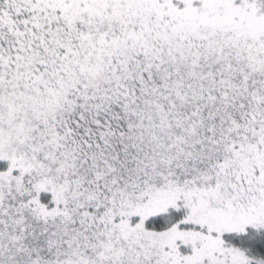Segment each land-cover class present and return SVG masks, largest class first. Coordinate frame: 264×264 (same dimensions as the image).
<instances>
[{
    "label": "snow or ice",
    "instance_id": "1",
    "mask_svg": "<svg viewBox=\"0 0 264 264\" xmlns=\"http://www.w3.org/2000/svg\"><path fill=\"white\" fill-rule=\"evenodd\" d=\"M0 264H264V0H0Z\"/></svg>",
    "mask_w": 264,
    "mask_h": 264
}]
</instances>
